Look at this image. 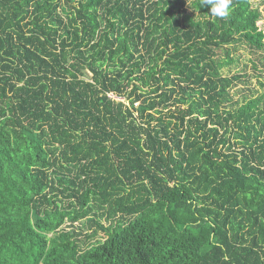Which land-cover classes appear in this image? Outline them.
<instances>
[{
	"label": "trees",
	"instance_id": "1",
	"mask_svg": "<svg viewBox=\"0 0 264 264\" xmlns=\"http://www.w3.org/2000/svg\"><path fill=\"white\" fill-rule=\"evenodd\" d=\"M230 7L0 0V264H264V92L224 72L263 14Z\"/></svg>",
	"mask_w": 264,
	"mask_h": 264
},
{
	"label": "rangeland",
	"instance_id": "2",
	"mask_svg": "<svg viewBox=\"0 0 264 264\" xmlns=\"http://www.w3.org/2000/svg\"><path fill=\"white\" fill-rule=\"evenodd\" d=\"M251 1L263 14L257 24L264 28V0ZM219 54L223 55V52L220 51ZM262 54L261 50H254L246 45H239L233 51V55L236 57L235 63L224 69L227 74L240 72V82L231 89L234 100L239 103L244 101V97L256 96L264 92V86H262V83L264 84V60L261 58Z\"/></svg>",
	"mask_w": 264,
	"mask_h": 264
},
{
	"label": "clouds",
	"instance_id": "3",
	"mask_svg": "<svg viewBox=\"0 0 264 264\" xmlns=\"http://www.w3.org/2000/svg\"><path fill=\"white\" fill-rule=\"evenodd\" d=\"M202 8H208L210 15L227 19L231 15L232 0H199Z\"/></svg>",
	"mask_w": 264,
	"mask_h": 264
}]
</instances>
